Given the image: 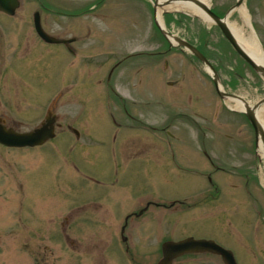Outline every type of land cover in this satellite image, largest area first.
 I'll use <instances>...</instances> for the list:
<instances>
[{
    "label": "rangeland",
    "instance_id": "374dc122",
    "mask_svg": "<svg viewBox=\"0 0 264 264\" xmlns=\"http://www.w3.org/2000/svg\"><path fill=\"white\" fill-rule=\"evenodd\" d=\"M21 1L16 14H32L37 6L35 0ZM57 1L78 8L75 12L66 9V14L80 13L87 4L95 5L77 18L88 25L89 38L79 39L76 56L62 55V71L58 74L61 85L54 90L48 86L55 78L58 65L53 66V59L58 56L45 49L25 63L23 79L16 70L9 71L13 82L22 79L25 83V97L3 101L0 113L21 121L20 130L25 131L39 124L53 104L61 122L71 124L77 118L71 125L79 131L80 139L64 130L42 147L11 149L0 144V264H25L24 240L30 224L27 213L37 208L43 209V213L65 208L70 199L63 198L61 192L109 191L110 208L122 205L128 208L148 197L167 203L175 198L183 199L184 192L192 187L194 191L201 190L197 173L190 174L182 168L192 164L184 149L192 148L200 154L195 146L199 142L211 143L208 152L218 161V208L214 210L210 204H201L204 201L200 199L188 198L195 208H180L170 214L158 209L157 237L185 236L218 212V243L233 251L238 264H264V160L258 154L254 130L244 114L231 110L227 100L220 98L204 64L187 51L183 54L179 50H164L167 46L153 24V0ZM235 2L206 0L205 3L223 15ZM256 5L262 9L264 0L244 3L249 25L244 24L238 11L230 22L244 24L247 35L253 33L254 24L263 46L264 23L261 10H254ZM165 14L173 15L169 26ZM161 18L166 30L196 46L202 45L220 75L224 91L241 94L251 104L264 97L262 78L240 60L212 22L183 11L162 10ZM0 19L5 20L2 13ZM175 19L179 22L175 23ZM157 50L164 54L146 55ZM130 53L137 55L127 59ZM18 88L11 85L14 93ZM63 88L68 90L57 98L58 90ZM111 90L118 98L112 96ZM123 105L135 114L134 119L123 113ZM112 117L120 127L115 126ZM136 142L143 148L140 157L138 154L137 171L127 165L130 155L124 156L125 151L120 150L122 145ZM74 143L80 145L72 147ZM62 144L68 151L53 150L57 148L55 145ZM187 144L194 146L189 148ZM71 148L79 156L76 163L83 165V171L77 172L72 167ZM85 174L92 178L86 179ZM201 213L206 219L200 217ZM35 224L32 228L40 229L36 230L38 236H48L47 221ZM110 228L102 229L92 222L82 227L100 246L94 247V255L101 253L104 243L109 248L118 243L119 228ZM143 238V242L150 238L149 232L147 235L144 232ZM43 243L55 248L47 237ZM57 247L62 248L63 258L56 264H69L66 263L69 251L59 241ZM116 259L111 256V264H120ZM175 264L223 262L219 257L218 263L201 257H184Z\"/></svg>",
    "mask_w": 264,
    "mask_h": 264
},
{
    "label": "flooded vegetation",
    "instance_id": "af4514ba",
    "mask_svg": "<svg viewBox=\"0 0 264 264\" xmlns=\"http://www.w3.org/2000/svg\"><path fill=\"white\" fill-rule=\"evenodd\" d=\"M70 1V0H69ZM102 0H99L101 2ZM37 6L32 10V14H27L24 16H19L18 14L8 15L0 11L3 14L5 20L0 19V104L3 101L10 100H21L25 97L24 89L26 85L22 82L23 74L26 73V65L33 56L37 55V52L41 50H46L50 53H54L58 57H54L53 66L58 65L55 72V78L53 83L48 87L50 90H54L61 85V79L59 80L58 74L61 75L63 66L62 55H77L78 53V42L81 38H89L88 25L82 24L78 21L80 15L90 12L94 9L95 5H86L85 9H82L80 13L66 14V9H72L74 12L78 9L66 6L63 3H59L57 0H35ZM71 2V1H70ZM255 11L261 10L262 12V23H264V6L261 9L260 6L256 5ZM38 12V18L41 28L50 36L53 37V41H45L40 38L34 28V13ZM79 12V11H78ZM85 12V13H83ZM263 27V26H262ZM82 28H87V30H81ZM264 29V27H263ZM58 40H61L58 42ZM65 41V42H63ZM264 46V45H263ZM134 55H137L136 53ZM16 70L22 77L21 81L16 80L13 82L10 77L9 71ZM109 82V80H107ZM264 82V79H263ZM14 84L19 87L15 90V93L11 90V85ZM69 87V84H68ZM68 88H63L58 90V97L63 95ZM114 95L118 98L115 94ZM4 99V100H3ZM122 99V98H120ZM136 102V101H134ZM125 115L129 118L134 119L131 112L129 113L126 108L123 109ZM4 113H0V123L4 124L6 127L14 128L15 130H20L21 121L15 118L4 117ZM56 115V116H55ZM52 116L55 117L54 124L55 132L57 135L61 134L64 130L72 132L76 139H80V133L71 125L77 122V118L73 120L70 124L65 122V127L62 128V122L60 121L59 114L53 111ZM134 116V117H133ZM114 120V119H113ZM115 121V120H114ZM116 139V136H113ZM211 143L199 142L197 150L200 154L194 152L189 146H194V144H187L186 146L191 149H184L188 153V162L192 163L189 168H184L190 173L191 171L197 173L201 178V190L194 191L193 187L184 192L185 197L183 199H173L169 200L167 203L156 202L152 200L153 198H145L146 200L142 202L140 199L134 202L131 207L126 206L110 208L111 198L108 194L109 191L103 192H92L84 191L80 192H61L63 198H69L70 202L67 203L65 208L53 210L47 213V210L39 209L29 211L27 214V220L30 221L29 227L27 229V235L25 236V264H56L57 261H61L63 258L62 248L57 247V241L69 251V264H111V256L117 258L116 260L120 264H157L159 259L162 257V244L167 240H180L185 237H194L200 239L213 240L218 243V212L212 213L210 218L206 219L203 213H201L203 219L208 220L206 223H201L200 225L193 227L188 234L182 237L173 238V236H162L158 238L159 230L157 228L158 224L155 223L158 218V209L165 210L170 214L175 210L192 209L195 208V203L187 200L188 198L200 199L204 201L201 204H210L211 208H218V161L214 155L208 152V145ZM80 144L74 143L72 147L78 146ZM61 146L63 148H55L58 150L64 149L66 145H55ZM142 144L139 142L134 143V145L126 144L122 145L120 150L125 154L124 156H129V166L134 170L140 166L139 157L142 151ZM71 156L73 157V168L75 171H82L85 169L77 165L79 156L74 154V148H71ZM139 154V157H138ZM200 156L204 159L199 158ZM76 159V160H75ZM122 160V158H121ZM126 164V160H124ZM75 163V164H74ZM195 165V166H194ZM187 166V165H186ZM194 166L195 168H191ZM179 167V166H178ZM210 167V168H208ZM88 170V169H87ZM192 174V173H190ZM217 174V175H216ZM217 176V177H216ZM86 179L92 178L91 175H83ZM99 183V181H97ZM85 194V195H84ZM189 195V196H187ZM105 202L107 206H105ZM199 208V207H198ZM171 211V212H169ZM33 213V215H32ZM48 218L45 217V215ZM145 219V221H143ZM47 221L49 227L46 229L48 231V236H38L36 230L38 228L33 227L37 222ZM85 222V223H84ZM98 225L99 228L110 227V229L119 228L120 237L116 241L118 243L113 244L112 248H109L104 243L101 247V253L94 255V247L100 248V246L93 242L91 236H87L83 231L82 227L88 226L89 223ZM143 222L148 224H143ZM155 224V225H154ZM51 225V226H50ZM157 225V226H156ZM149 232L150 238H146L145 242L143 238V233ZM47 237L50 243L44 244L43 240ZM65 255V254H64ZM197 258L201 257L204 260L215 261L218 263V255L210 252H204L201 254H188L183 257ZM178 258V259H179ZM177 259V260H178ZM175 260V261H177ZM174 261V262H175ZM175 264V263H174Z\"/></svg>",
    "mask_w": 264,
    "mask_h": 264
},
{
    "label": "water",
    "instance_id": "95a60500",
    "mask_svg": "<svg viewBox=\"0 0 264 264\" xmlns=\"http://www.w3.org/2000/svg\"><path fill=\"white\" fill-rule=\"evenodd\" d=\"M176 1H187L202 9L209 17V19L220 28L225 38L233 46V48L240 55V57L244 59L248 64H250L260 75L264 76V64L255 61L250 56V54H248L242 48V46L239 44V42L237 41L236 37L233 35L227 24L228 15L231 12H233L236 8H238L242 4L243 0H237L236 4L227 11L226 15L223 18L219 17L214 11H212L210 6H208L206 3L200 0H164L163 2H159V0H155L154 7L156 8L158 5L160 6L168 5ZM18 5H19L18 0H0V10L8 14H13L15 9L18 7ZM157 26L159 27L161 32L166 36V38L168 37L167 35L172 36L178 45L183 46L188 50H190L194 55H196L214 72L213 80L216 85V90L221 97L223 98L232 97V98L241 99L239 95L227 94L219 89L218 75L216 71L214 70L210 62L194 46H192L189 42L179 37L168 34L160 27L159 24H157ZM37 30L39 34L45 39H51L49 35L42 32L39 26L37 27ZM245 103H246V110L244 111V113L254 128L256 140L258 141V139L260 138L262 140L264 147V128L258 121L255 114L256 109L259 108L264 103V99L259 101L254 106H250L247 102ZM53 136H54L53 118L50 116H46L44 122H42V124L37 128H35L34 130L24 133H18L12 129H6L3 125L0 124V143L5 144L7 146L21 147V146L40 145L44 143L46 140L52 138ZM203 251H211L213 253L220 255L224 264H237V261L231 250L224 248L223 246L215 243L214 241L195 239L192 237H188L177 242L175 241L165 242L162 246L163 257L158 262V264H172L173 259L181 255L187 253H201Z\"/></svg>",
    "mask_w": 264,
    "mask_h": 264
},
{
    "label": "bare ground",
    "instance_id": "6f19581e",
    "mask_svg": "<svg viewBox=\"0 0 264 264\" xmlns=\"http://www.w3.org/2000/svg\"><path fill=\"white\" fill-rule=\"evenodd\" d=\"M164 0H159V2H163ZM202 2H206V0H200ZM162 10H167V11H183V12H187L191 15L194 16H198L199 18H201L204 21L210 22L209 17L206 15V13L200 9L198 6L187 2V1H176V2H172L166 6H157L156 8V17L158 22L160 23V25L164 28V24L161 18V13ZM237 11L239 12V14L242 16L244 24L249 25V16L247 13V10L245 8V6H241L240 8L237 9ZM228 27L230 28L231 32L233 33V35L236 37L237 41L239 42V44L242 46V48L248 53L250 54V56L256 60V61H261V59L263 58V55L261 53V49L259 47L258 41L256 39V37L254 36L253 33L250 34H246L245 32V25H236L234 23H231L229 21H227ZM171 41L174 43L173 38H170ZM227 105L236 111H244L246 110V103L238 98H228L227 100ZM256 117L258 119V121L260 122V124L262 125V127L264 128V106L256 109L255 111ZM258 154L260 155V157L264 160V147H263V143L262 140L259 138L258 141ZM264 182V179H262Z\"/></svg>",
    "mask_w": 264,
    "mask_h": 264
}]
</instances>
